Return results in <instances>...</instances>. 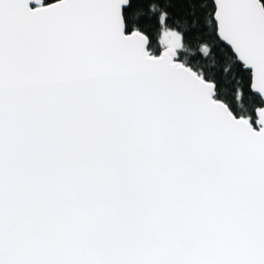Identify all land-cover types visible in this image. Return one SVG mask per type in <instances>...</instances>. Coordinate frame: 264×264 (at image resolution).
I'll return each instance as SVG.
<instances>
[{
    "label": "snow or ice",
    "instance_id": "snow-or-ice-1",
    "mask_svg": "<svg viewBox=\"0 0 264 264\" xmlns=\"http://www.w3.org/2000/svg\"><path fill=\"white\" fill-rule=\"evenodd\" d=\"M0 264H264V0H0Z\"/></svg>",
    "mask_w": 264,
    "mask_h": 264
}]
</instances>
